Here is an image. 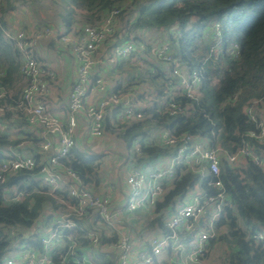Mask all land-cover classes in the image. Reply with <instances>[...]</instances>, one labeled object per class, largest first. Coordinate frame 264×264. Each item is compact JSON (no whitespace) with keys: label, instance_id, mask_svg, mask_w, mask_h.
I'll list each match as a JSON object with an SVG mask.
<instances>
[{"label":"clouds","instance_id":"obj_1","mask_svg":"<svg viewBox=\"0 0 264 264\" xmlns=\"http://www.w3.org/2000/svg\"><path fill=\"white\" fill-rule=\"evenodd\" d=\"M138 2L95 0L88 13L91 27L83 19L74 25V31L83 30L82 35L69 32L57 39L62 28L51 24L38 30L5 33L12 38L0 43V50L7 48V59L0 64V131L8 133V141L0 150L15 159L0 161V184L20 173L27 177L17 182L25 189L5 203H25L36 213L24 235L36 228L49 232L57 221L64 227L83 229L81 238L86 243L70 240L72 249H84V264H210L198 257L206 243L202 237L213 232L219 236L228 225L218 230L213 227L211 219L216 213L210 200L196 209L190 222L186 219L203 192L198 180L191 188L187 182L203 173L208 161L219 172L224 150L219 143L215 150H209L207 137H189L186 130L170 135L164 124L183 110L175 104L157 119L110 116L109 127H105L109 108L97 99L122 71L107 57L108 46L117 44L115 50L124 49L125 55L133 50L123 41L122 18L131 15L134 20L132 10ZM85 44L88 50L80 59L77 52ZM142 48L143 44L136 45L137 50ZM91 71H100L106 79L94 85L91 96L82 101ZM228 103L224 100L221 107ZM252 105L244 110L251 114L256 110L255 101ZM258 111L264 117V103ZM135 121L141 123L132 127ZM17 129L31 136L14 134ZM256 138L264 140V131ZM186 139L193 141L194 151L183 157ZM35 153L38 159H33ZM53 153H60L64 159L57 160ZM32 180L36 183L28 189ZM11 191L16 192L17 186ZM181 191L185 192L183 200ZM206 211L211 218L206 219V228L193 233L196 217ZM48 212L52 219L44 224ZM69 217L74 219L66 220Z\"/></svg>","mask_w":264,"mask_h":264},{"label":"trees","instance_id":"obj_2","mask_svg":"<svg viewBox=\"0 0 264 264\" xmlns=\"http://www.w3.org/2000/svg\"><path fill=\"white\" fill-rule=\"evenodd\" d=\"M17 1L19 0H4L0 8V43L6 44L8 41L2 34L5 27L3 13L15 9ZM94 2L95 0H62L60 26L69 30L81 19L90 23L88 13ZM106 2L118 4L122 0H106ZM136 2L137 0L134 1ZM134 11L135 19L124 20L122 24L123 41L139 40L134 34L137 29H155L153 34L157 36L161 32H166L167 37H157L156 46L168 42L175 61L182 63V66L197 69L202 76V85L198 89L196 98H189L181 93L174 95V101L183 110L168 120L164 128L175 134L186 130L192 136L207 137L210 145L218 146L219 143L220 147L229 151L236 150L240 140L246 138L258 154L264 155V143L246 136L249 131L256 130V124L244 112L245 106L251 105L253 101L257 100L256 109L264 103V0H139ZM214 23L220 25V39L208 41L203 30ZM215 44L219 46L216 47ZM235 44L238 47L237 54L233 52ZM153 49L145 42L146 56L152 57ZM6 59L5 47L0 50V64ZM148 60L152 59L148 58ZM160 63L157 65L151 62L146 69L147 80L159 89L161 102L167 104L170 88L168 82L177 79L170 76V63L167 65ZM118 66L120 69L125 68ZM134 72H129V78L138 77V73ZM159 77L161 80L156 82ZM129 81L125 80L126 83L123 84L126 90L139 83ZM133 83L135 84L131 85ZM137 87L132 92L140 101L139 97L143 93L140 88L137 92ZM226 99L230 103L221 107ZM165 109L166 106L162 108L159 100L154 99L151 114L145 109L142 117L157 119ZM8 115L9 113L5 112V116ZM139 123L141 121H135L132 127ZM105 127H108L106 123ZM21 133L31 136V133L22 129H17L14 134ZM141 135L144 133L142 132ZM32 138L34 142L38 139ZM7 141L8 133L0 131V149L4 148ZM3 152L6 151L0 150V161L4 157ZM33 156L38 159L39 154L35 153ZM22 179L27 177L20 173L0 184V264L3 255L16 239L29 240L31 236L29 233L32 231L24 235V230L32 226L36 213L25 203H5V198L14 197L25 189L24 185L17 183ZM211 179L212 176L209 174L206 177L198 174L195 180H189L187 184L191 188L198 180L199 187L203 189L202 193L215 197L217 188L211 184ZM219 179L223 183L229 203L223 206L215 222V229L218 230L225 223L228 228L223 234L219 236L215 234L209 239L204 254L205 259H210L218 251L214 260L219 264H264V243L252 237V234L264 223V165H259L251 159H242L233 166L223 162ZM34 183L36 181L32 180L27 188L30 189ZM13 185L17 186L16 192L11 191ZM6 188L9 190L7 193L4 191ZM184 196L185 192L181 191L180 199L183 200ZM51 219L52 213L48 212L43 222L48 223ZM10 230H13V236ZM81 233L83 232L77 230L75 235L83 244L87 241L81 238ZM35 235L39 233L36 231ZM76 251L79 255L85 252L80 247L76 248ZM54 257L57 260L58 254Z\"/></svg>","mask_w":264,"mask_h":264},{"label":"built area","instance_id":"obj_3","mask_svg":"<svg viewBox=\"0 0 264 264\" xmlns=\"http://www.w3.org/2000/svg\"><path fill=\"white\" fill-rule=\"evenodd\" d=\"M50 24H45L43 28H47ZM53 26V24H52ZM91 27V23H89ZM213 40H218L221 35V28L219 23H214L213 25ZM53 27H57L56 25ZM60 27V26H59ZM61 31L57 33V39L61 36L67 35L69 32H73V34H83L82 29H76L74 31V26L71 29L66 30L64 27ZM25 32V31H22ZM12 33V32H7ZM11 36L6 37L7 40H11ZM24 40L30 39V37H24ZM92 41L90 40L89 43ZM133 46V50L129 51L127 55H125L124 49H120L116 51L117 44L113 45V47L107 51V57L109 59H113V66L120 65L128 66L130 65H137L140 62V58L144 56L145 53V41L139 39L129 40L127 42ZM143 44L144 48L136 49V45ZM88 47L87 44L84 45V48L77 52V57L83 59L82 52L87 51ZM235 54L238 53V47L235 44V48L233 51ZM19 55V52H17ZM147 55V54H146ZM145 55V56H146ZM154 58L158 59V61L165 62L166 64L170 65V76L176 77L177 81L172 82L170 80L169 85V95L167 98L166 108L170 107L171 105L176 104L174 101V95L176 93L184 94L186 97L189 98H196L198 89L202 85V76L200 72L195 68H190L182 66V63H178L175 61L174 56L171 54V47L168 42H163L161 45L156 46L155 50L153 51ZM139 65H142L139 63ZM90 81L88 87L85 89L84 93L81 96V100L83 101L84 97L91 96V89L94 85H99L100 81L105 80L106 76L102 75L100 71H91L87 77ZM75 87V84L73 85ZM129 90L126 86H124L120 81L115 82L113 85L110 83L108 88L104 89V92L101 96L97 99L105 104L108 105L109 112L104 116V121H109V117L111 116L112 119H116L117 117L124 116V115H135L142 117L144 115L143 106H139V102L136 99V95L132 92L130 95H125ZM191 93V95H189ZM111 101L109 104L108 102ZM27 104V101H24ZM257 103V100L255 101ZM249 107L253 106L248 105ZM178 109H182L181 106L177 105ZM256 109V106L254 105ZM182 111H178L177 114H180ZM245 114L248 118L255 122L256 130H251L249 132L252 133L251 136L246 134L247 137L254 138L259 143H264V140H258L256 137L260 136L261 132L264 131V128L261 127L262 123H264V117H262L258 111V109L254 110L251 114L248 111H245ZM254 117V118H253ZM166 130V129H165ZM168 131V130H167ZM170 135H177L168 131ZM179 134V133H178ZM189 137H194L187 133ZM207 147L209 150H215L217 146H212L207 142ZM222 148V147H221ZM225 152V155L221 156L219 159V172H216L211 167V161H208L206 164V171L209 175L212 176L211 184L217 188V194L215 197H210L205 194H198V203L196 207L187 214L186 219L190 222L193 219L194 212L199 207L204 205L205 201L212 202V210L215 211V219H211L209 215V211H206L204 215L196 217V227L193 229V233L197 232L200 228H206V219H211V223L215 228V222L219 218L220 213L223 209L225 204H228V196L224 192L223 183L219 179L220 167L223 162H226L229 165H237L238 162L242 161V159H251L255 161V163L259 165H264V155L258 154L253 145L249 143V140L246 138H242L236 150L229 151L225 148H222ZM179 148H177V151ZM194 151L193 141L190 139H186L184 141V149L182 156L186 157L189 153ZM175 154V153H173ZM3 158L1 161L6 159H15V157L11 156L7 152H3ZM53 156L57 159L62 161L64 156L60 153H53ZM235 157V159H232ZM39 158V157H38ZM33 159L35 157L33 156ZM182 165V164H181ZM180 165V166H181ZM202 175V173H201ZM13 197H7L6 200H12ZM74 202V201H73ZM183 210V206L181 207ZM96 218H99V213H96ZM202 218V223L199 224V219ZM67 219H74V218H66ZM66 222V221H65ZM84 231L76 226H68L64 227L60 222H53L51 224V230L47 232V234L42 236L32 235L29 237V240H22L21 243L16 244L18 241L17 239L13 242V246L11 249H8L6 253L2 257V264H84V257L86 253L84 252L83 255H79L75 249L71 248L72 241L70 237L76 238V231ZM11 236L14 235L13 230H10ZM215 233H210L208 235H204L202 237V241L206 242L205 247L202 248L198 254V257L202 260L207 261L205 259L204 254L207 251V246L209 243V239L214 237ZM252 237L258 241L264 243V227L261 226L258 230H256ZM191 237L186 238L190 239ZM170 250V247H169ZM55 254H58V259L54 257Z\"/></svg>","mask_w":264,"mask_h":264},{"label":"rangeland","instance_id":"obj_4","mask_svg":"<svg viewBox=\"0 0 264 264\" xmlns=\"http://www.w3.org/2000/svg\"><path fill=\"white\" fill-rule=\"evenodd\" d=\"M135 0H133L134 2ZM4 0H0V8L3 6ZM62 0H19L15 2V9L13 10H7L5 13H3V18L5 19V27L3 29V37H5L6 32H12L15 33L17 31H30L33 29H40L43 28L45 24H53L55 26L57 24V21L59 22L60 20V14H62ZM54 6H56L54 8ZM134 9L132 10V12ZM1 13V12H0ZM135 13V11H134ZM136 14V13H135ZM1 15V14H0ZM127 19H132L131 15L123 17L122 18V24H124V20ZM138 30V31H137ZM135 30L134 34H136L137 38L145 41L146 43H149L155 50L158 38L157 37H167L166 32H161L159 36L156 34H153L155 32V29L152 28H142V29H137ZM213 26L207 27L203 30V33L205 35L206 40L212 41L213 40V34H212ZM151 38V39H149ZM207 41V42H208ZM215 46H219L215 44ZM152 59L148 60L147 59ZM151 62L153 64H161V61H158V59L154 58V56L149 57V56H142L140 58V64L144 65L143 68H140L139 63L135 66L129 67L131 73L132 71L138 73V77L136 78H129L131 79L129 82H139L136 83L138 85V91L139 88L141 93L143 95L139 97L141 100H147V103L145 104H140L139 106L143 108L146 106L144 109H147V113L151 112V109L153 108L154 105V99L159 100V104L164 108L166 104L164 102H161L160 98V93L159 89H156V86L152 85L148 80H147V68L151 65ZM165 63V62H163ZM163 65V64H162ZM167 65V64H166ZM116 69L122 70V72H125V69H120L118 66ZM134 72V73H135ZM129 73V72H128ZM157 80H161L160 77ZM141 81H144L143 83ZM159 82V81H158ZM135 83L131 84L134 85ZM142 85V86H141ZM143 91V92H142ZM138 96V95H137ZM160 98V99H159ZM156 110H159L156 108ZM145 113V114H147ZM151 114V113H150ZM208 175V172L205 170L202 173V177H206ZM202 195V194H200ZM186 242V241H185ZM218 253V251H216ZM213 258L217 257V254L212 255Z\"/></svg>","mask_w":264,"mask_h":264},{"label":"crops","instance_id":"obj_5","mask_svg":"<svg viewBox=\"0 0 264 264\" xmlns=\"http://www.w3.org/2000/svg\"><path fill=\"white\" fill-rule=\"evenodd\" d=\"M60 23V22H59ZM56 24V26H60V24ZM61 27V26H60ZM113 45H115V44H112V45H109L108 46V49H107V51H109L112 47H113ZM118 65H114L113 67L115 68V67H117ZM132 65H130V66H128L126 69L125 68H123V69H125V72H124V74H122V75H119V76H117V77H114L113 79H112V81H111V84L113 85L115 82H117V81H120L122 84H124V83H126L125 82V80H128L129 81V76H128V72H130V69H129V67H131ZM119 67V66H118ZM125 75V76H124ZM125 86V85H124ZM138 86V85H137ZM140 101H142V100H140ZM143 106V105H142ZM146 106H144V108H145ZM143 108V109H144ZM145 110V109H144ZM106 125L109 127V124H108V120H106ZM203 194V193H202ZM44 223V222H43ZM44 224H47V223H44ZM200 224V223H199ZM36 231L39 233V235H36V236H42V235H45V234H47V232H42L39 228H36V229H34V230H32V232H30L29 234L32 236V235H35V233H36ZM30 236V237H31ZM22 241H18V242H16V244H18V243H21ZM13 246V245H12ZM12 246L9 248V249H11L12 248ZM217 254V253H216ZM207 261H209L210 262V264H214L215 262H218V261H216V260H214V258H213V256H211L210 257V259H207Z\"/></svg>","mask_w":264,"mask_h":264},{"label":"water","instance_id":"obj_6","mask_svg":"<svg viewBox=\"0 0 264 264\" xmlns=\"http://www.w3.org/2000/svg\"><path fill=\"white\" fill-rule=\"evenodd\" d=\"M199 223H202V218L199 219ZM261 226L264 227V223H262Z\"/></svg>","mask_w":264,"mask_h":264}]
</instances>
